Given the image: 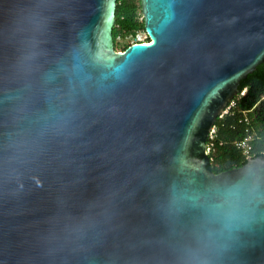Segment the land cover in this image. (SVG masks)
Here are the masks:
<instances>
[{"label":"water","instance_id":"obj_1","mask_svg":"<svg viewBox=\"0 0 264 264\" xmlns=\"http://www.w3.org/2000/svg\"><path fill=\"white\" fill-rule=\"evenodd\" d=\"M0 0V264H264V155L208 132L264 61V0Z\"/></svg>","mask_w":264,"mask_h":264},{"label":"trees","instance_id":"obj_2","mask_svg":"<svg viewBox=\"0 0 264 264\" xmlns=\"http://www.w3.org/2000/svg\"><path fill=\"white\" fill-rule=\"evenodd\" d=\"M144 29L140 0H117L115 23L112 28L114 48L125 49L130 43L118 41V36L135 35ZM232 115L216 119L217 125L208 152L213 172L217 173L243 165L248 158L264 155V61L238 85ZM250 136L249 151L235 147V141Z\"/></svg>","mask_w":264,"mask_h":264},{"label":"built area","instance_id":"obj_3","mask_svg":"<svg viewBox=\"0 0 264 264\" xmlns=\"http://www.w3.org/2000/svg\"><path fill=\"white\" fill-rule=\"evenodd\" d=\"M129 36H130V40H131L130 44L131 43H135V42H142V41H145V40L149 39V37L146 34L144 29L140 30V31H137L135 33V35H129ZM234 106H235V100L233 98L221 110V112L218 114L216 119H218V118L219 119H223L225 116L232 115L234 113ZM216 128H217V125L214 122V124L211 126V128H210V130L208 132V136H207V139H209L210 141L215 136ZM250 139H251L250 136H246L243 139L236 140L235 143H234L235 147H237L238 149H241L244 153H248L249 147H250V145H249ZM211 145H212L211 142H209V143L206 142V151L207 152H209Z\"/></svg>","mask_w":264,"mask_h":264},{"label":"rangeland","instance_id":"obj_4","mask_svg":"<svg viewBox=\"0 0 264 264\" xmlns=\"http://www.w3.org/2000/svg\"><path fill=\"white\" fill-rule=\"evenodd\" d=\"M118 41L122 43L121 45H123L124 43H128V42L130 43L131 40L129 35H125V36H118Z\"/></svg>","mask_w":264,"mask_h":264}]
</instances>
